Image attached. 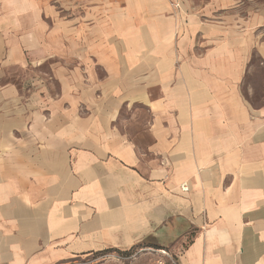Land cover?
<instances>
[{
	"label": "crops",
	"instance_id": "crops-1",
	"mask_svg": "<svg viewBox=\"0 0 264 264\" xmlns=\"http://www.w3.org/2000/svg\"><path fill=\"white\" fill-rule=\"evenodd\" d=\"M256 4L0 0V264H264Z\"/></svg>",
	"mask_w": 264,
	"mask_h": 264
},
{
	"label": "rangeland",
	"instance_id": "rangeland-1",
	"mask_svg": "<svg viewBox=\"0 0 264 264\" xmlns=\"http://www.w3.org/2000/svg\"><path fill=\"white\" fill-rule=\"evenodd\" d=\"M250 1V0H249ZM256 8L262 7L264 5V0H255ZM37 74L40 77L47 78L49 74V67L47 64H43L39 66ZM13 76H17V71L15 69H11ZM15 83V78L13 79ZM243 92L245 98L254 106L260 105L264 101V64L260 61L258 57L252 58L251 70L246 77L243 84ZM138 114V111H136ZM130 114V108L123 109L121 111V117L128 119ZM142 114V113H141ZM113 255V254H110ZM109 254H102L100 256H95L94 258H90L89 260H85L83 258H77L67 264H118L117 262L109 259ZM147 258V257H146ZM145 257L138 258L137 262H144Z\"/></svg>",
	"mask_w": 264,
	"mask_h": 264
},
{
	"label": "built area",
	"instance_id": "built-area-1",
	"mask_svg": "<svg viewBox=\"0 0 264 264\" xmlns=\"http://www.w3.org/2000/svg\"><path fill=\"white\" fill-rule=\"evenodd\" d=\"M182 191H187L186 186L181 187ZM128 255L114 254L110 255L109 259L117 262L118 264H139L137 263L140 257H153L151 263L145 264H179L176 257L163 248L144 247L138 250L128 252Z\"/></svg>",
	"mask_w": 264,
	"mask_h": 264
},
{
	"label": "trees",
	"instance_id": "trees-1",
	"mask_svg": "<svg viewBox=\"0 0 264 264\" xmlns=\"http://www.w3.org/2000/svg\"><path fill=\"white\" fill-rule=\"evenodd\" d=\"M120 254H122V255H128L129 253L128 252H125V253H120Z\"/></svg>",
	"mask_w": 264,
	"mask_h": 264
}]
</instances>
